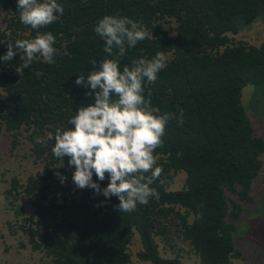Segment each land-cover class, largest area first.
I'll list each match as a JSON object with an SVG mask.
<instances>
[{
  "label": "trees",
  "instance_id": "trees-1",
  "mask_svg": "<svg viewBox=\"0 0 264 264\" xmlns=\"http://www.w3.org/2000/svg\"><path fill=\"white\" fill-rule=\"evenodd\" d=\"M57 2L63 15L39 30L56 38L54 62L37 57L20 75L19 54L9 62L0 59V135L11 133L13 149L24 130L34 162L40 163L23 183L12 177L3 191L18 215L24 209L14 206L13 195L22 193L29 201L31 211L19 218L13 232L21 230L29 249L47 259L36 264H184L180 255L185 242L197 256L196 264L243 259L233 237L236 230L243 233L238 223L242 201H254L250 191L256 178L254 210L264 224V170L257 177L264 138L255 134L247 114L253 112L260 120L258 110L264 115V41L256 46L235 42L232 35L264 21V0ZM16 6L17 0H0V58L8 43L34 38L37 31L20 22ZM104 15L128 17L150 33L134 47L126 46L121 70L133 59L165 54L166 67L154 84L145 83L144 95L148 98L151 88L152 105L176 117L167 123L162 146L154 151L162 173L151 187L159 197L137 204L130 213L117 210L116 196L76 188L74 166L65 157L64 167H55L61 161L52 153L54 140H47L48 133L70 127L68 120L79 106L92 102L85 95L89 89L75 80L79 74L87 76L92 60L107 55L105 41L94 31ZM167 19L176 22L174 36L163 25ZM246 86L249 96L243 104ZM180 109L182 124L177 122ZM38 137L46 142L36 143ZM182 171L183 185L170 190ZM57 172L66 177L63 183ZM93 180L101 189L109 182L107 174L99 181L94 173ZM136 234L140 247L132 261L129 246ZM158 240L175 255L163 256ZM258 243L264 245V237Z\"/></svg>",
  "mask_w": 264,
  "mask_h": 264
},
{
  "label": "clouds",
  "instance_id": "clouds-1",
  "mask_svg": "<svg viewBox=\"0 0 264 264\" xmlns=\"http://www.w3.org/2000/svg\"><path fill=\"white\" fill-rule=\"evenodd\" d=\"M20 22L37 30L34 38L17 39L7 44L3 61L9 62L19 54L21 63L16 72L24 69L42 57L53 63L58 50L54 47L52 32H41L60 19L63 6L57 0H17ZM94 31L105 41L104 59L92 60L93 68L87 76L79 74L75 83L89 91L85 95L90 103L79 106L68 120L70 127L57 128L48 133L47 140H54L53 155L61 161L55 167L74 166L72 181L76 188H91L97 194L101 191L106 198L116 196L117 210L125 213L134 211L137 204H147L159 193L151 187L159 179L162 168L157 165L154 151L162 146V136L169 120L175 114L160 113L151 103V88L145 97V83L154 84L158 73L167 65V57L157 52L152 58L133 59L130 65L120 68V60L126 54V46L134 47L137 42L149 38L150 33L138 22L128 17L104 15ZM183 123V109L177 121ZM37 138L36 143H45ZM108 177V184L101 189L93 180ZM63 183L66 180L56 173ZM182 261V260H181Z\"/></svg>",
  "mask_w": 264,
  "mask_h": 264
},
{
  "label": "rangeland",
  "instance_id": "rangeland-1",
  "mask_svg": "<svg viewBox=\"0 0 264 264\" xmlns=\"http://www.w3.org/2000/svg\"><path fill=\"white\" fill-rule=\"evenodd\" d=\"M3 14L0 12V28L3 27ZM163 25L169 35H175L176 22L174 19H167ZM235 42H246L251 45H260L264 41V21L259 20L252 24L249 29H242L237 34L232 35ZM233 41V42H234ZM249 86H246L242 92V103L246 104L249 96ZM258 113L264 115L261 110ZM248 117L254 128L255 134L264 138V122L253 112L247 111ZM23 130V129H22ZM26 132L23 130L17 135L20 144L11 149V140L13 136L10 132H4L0 135V264H36L41 260L45 262L41 252H33L27 246V240L20 233L21 230L13 232V227L18 225V220L22 216L28 215L31 211L29 201L23 194L13 195L14 206H22L24 211L21 214H16L7 200L3 196V191L9 186L10 179L16 177L20 182L26 180L30 172H35L40 169V163L34 162V157L30 151V145L25 139ZM263 160L262 169L257 177H260L264 170V152L261 155ZM185 173H178L169 186L170 190L180 189L184 182ZM259 179H254L250 194L254 201L249 203L242 201L243 210L238 223L241 224L242 235L239 230H236L238 235L233 237L235 246L242 252L243 259H233L234 264H264V245L258 243L264 237L263 217L260 213L255 212L257 184ZM230 196L232 194L227 193ZM12 226V227H11ZM236 232L234 234H236ZM159 241V240H158ZM140 247L139 237L132 239V244L129 246V251L132 254V261L136 260V252ZM160 252L165 257H173L175 253H171L165 249L159 241ZM185 250L180 258L184 264H196L197 256L189 251L187 242L184 244ZM46 264V263H45Z\"/></svg>",
  "mask_w": 264,
  "mask_h": 264
}]
</instances>
